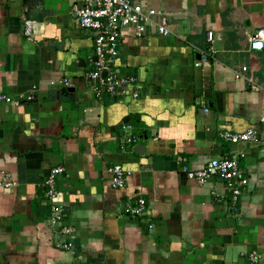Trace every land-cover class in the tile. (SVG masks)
Wrapping results in <instances>:
<instances>
[{"label":"crops","instance_id":"1","mask_svg":"<svg viewBox=\"0 0 264 264\" xmlns=\"http://www.w3.org/2000/svg\"><path fill=\"white\" fill-rule=\"evenodd\" d=\"M133 1L162 12L170 34L123 29L117 66L140 96L113 101L84 79L94 40L77 23L82 0H0V264H264V51L248 42L264 29V0ZM249 129L257 141L219 136ZM233 153L248 179L236 205L218 177L187 175ZM56 167L69 237L49 223ZM139 198L143 214L127 216Z\"/></svg>","mask_w":264,"mask_h":264},{"label":"built area","instance_id":"2","mask_svg":"<svg viewBox=\"0 0 264 264\" xmlns=\"http://www.w3.org/2000/svg\"><path fill=\"white\" fill-rule=\"evenodd\" d=\"M77 23L80 29L93 34V66L85 74V81L93 95L101 100L105 96L113 101L138 99L140 90L136 88L137 79L133 75L124 74L117 66V59L120 50V39L122 31L131 27L136 35L143 36L147 30L154 28L161 36H168L170 29L166 16L159 10L147 8L133 0H82V6L76 11ZM35 23L25 20L23 23V33L25 36L33 34ZM206 39L209 45V52L214 55L215 40L211 31L207 32ZM249 49L256 52L264 51V29H258L249 37ZM199 64L197 63L196 66ZM246 68H242L245 71ZM238 77V75H237ZM64 81V85H68ZM9 103L10 98L6 97L0 90V103ZM204 107V111L208 109ZM264 123V114L259 119ZM123 129L128 133L125 137L126 144H132L134 137L131 135L130 126L125 125ZM220 138L231 144L257 141V131L249 129L243 133L232 134L228 131H221ZM237 154L233 153L220 158L211 159L203 168L189 170L187 175L190 179L199 183L207 182L212 176L225 185L231 194L232 201L236 205L241 192L240 187L248 185V179L244 177L239 168ZM63 173L60 167L53 168L48 173L44 181V193L51 205L50 225L57 230L60 235L71 236L72 229L62 226L63 209L59 204V193L56 190L57 178ZM111 174V187H121L125 182V172L120 165H114L109 169ZM145 209V200L137 199L134 205L128 206L124 213L132 218L140 217ZM152 228V225H149ZM59 248L73 253L75 250L71 242H60ZM258 254L249 255V261L258 262Z\"/></svg>","mask_w":264,"mask_h":264},{"label":"water","instance_id":"3","mask_svg":"<svg viewBox=\"0 0 264 264\" xmlns=\"http://www.w3.org/2000/svg\"><path fill=\"white\" fill-rule=\"evenodd\" d=\"M80 8H81V7H80ZM80 8H79V9H80Z\"/></svg>","mask_w":264,"mask_h":264}]
</instances>
